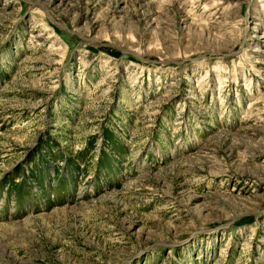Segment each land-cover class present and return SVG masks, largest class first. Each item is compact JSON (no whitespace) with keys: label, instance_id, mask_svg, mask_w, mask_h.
Instances as JSON below:
<instances>
[{"label":"rangeland","instance_id":"374dc122","mask_svg":"<svg viewBox=\"0 0 264 264\" xmlns=\"http://www.w3.org/2000/svg\"><path fill=\"white\" fill-rule=\"evenodd\" d=\"M0 264H264V0H0Z\"/></svg>","mask_w":264,"mask_h":264}]
</instances>
